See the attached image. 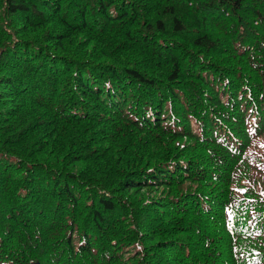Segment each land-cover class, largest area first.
Wrapping results in <instances>:
<instances>
[{"label": "trees", "instance_id": "16d2710c", "mask_svg": "<svg viewBox=\"0 0 264 264\" xmlns=\"http://www.w3.org/2000/svg\"><path fill=\"white\" fill-rule=\"evenodd\" d=\"M0 264H264V0H0Z\"/></svg>", "mask_w": 264, "mask_h": 264}]
</instances>
